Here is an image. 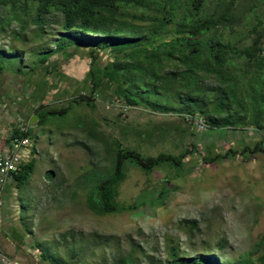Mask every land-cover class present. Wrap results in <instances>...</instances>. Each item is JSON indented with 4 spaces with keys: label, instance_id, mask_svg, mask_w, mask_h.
Masks as SVG:
<instances>
[{
    "label": "rangeland",
    "instance_id": "374dc122",
    "mask_svg": "<svg viewBox=\"0 0 264 264\" xmlns=\"http://www.w3.org/2000/svg\"><path fill=\"white\" fill-rule=\"evenodd\" d=\"M223 1L228 0H206L203 11L210 13ZM234 11L240 19L230 33L246 35L243 43H249L255 20H264V0H241ZM178 13L183 14L182 7ZM8 15L9 9L0 3V16ZM46 20L41 35L30 22L22 39L13 38L10 31L20 27L15 20L0 33L1 126L17 125L37 115L32 110L36 97L43 104L39 114L47 118L44 124H29L36 145L34 154L23 156V162L34 157L29 178L19 188L14 183L6 188L2 249L29 264H119L127 254L131 261L127 258L122 264H164L168 238L180 243L185 253L196 254L206 251L204 239L224 237L227 247L213 251L222 260L237 258L264 233V152L207 162L202 155L240 150L262 134L251 123L238 129L229 125L199 129L177 113L152 111L141 104L123 107L101 97L94 106L73 103L66 113H45L48 108L67 107L69 99L80 93L89 64L87 45H69L44 64H36L39 53L55 48L62 32L61 13L54 11ZM106 55L100 53L101 62ZM47 64L53 66L52 71L45 70ZM32 65L35 68L30 70ZM2 127L1 135L10 133L11 129ZM116 140L144 155H179L192 143L197 148L187 152L180 171L164 164L146 173L127 161L116 198L120 204H136L137 208L96 215L86 203L92 183L79 181L92 169L104 172L110 166L108 149ZM51 169L54 179L46 174ZM164 183L170 188L163 201L169 217L162 219L153 213L149 200L156 198ZM182 218L199 220L200 230L192 233L191 240L178 231Z\"/></svg>",
    "mask_w": 264,
    "mask_h": 264
},
{
    "label": "trees",
    "instance_id": "16d2710c",
    "mask_svg": "<svg viewBox=\"0 0 264 264\" xmlns=\"http://www.w3.org/2000/svg\"><path fill=\"white\" fill-rule=\"evenodd\" d=\"M183 1L184 5L178 0H0L11 14L0 16V33L15 20L20 22V27L10 31L13 38L22 39L30 22L38 27L41 35L42 26L47 23L46 16L56 11L62 16V32L55 48L39 53L36 64H44L54 52L65 50L69 45L89 47L88 70L80 93L69 99L67 107L48 108L45 113H66L73 103L94 106L96 99L101 97L123 107L141 104L152 111L172 112L183 117L198 114L207 127L229 125L238 129L251 123L262 134L253 145H244L240 150L228 148L224 153L210 157L203 154L202 157L207 162L236 154L246 156L264 152L261 149L264 139V20L257 17L251 27L252 40L243 43L246 35L236 37L230 33L240 19L234 8L241 0L223 1L210 13L203 11L206 0ZM181 7L183 14L178 13ZM254 7L250 6L251 12ZM137 8L141 12L134 11ZM227 29L232 30L226 33ZM100 53H107L104 62H101ZM34 68L32 65L30 70ZM44 68L47 72L53 70L49 64ZM42 105L36 97L32 110L38 115L37 124L47 120L46 114H39ZM25 122L28 123V119ZM16 132L18 129L14 127L12 133ZM26 134H31L30 125ZM191 145L179 155L170 152L144 155L136 147L116 140L108 149L110 166L104 172L92 169L81 176L79 182L92 183L86 199L88 208L96 215L137 208L136 204H120L116 198L117 186L126 175L125 163L133 161L146 173L164 164L180 171L187 152L196 151V144ZM33 167L34 157L20 163L12 173L10 184L19 188L29 178ZM46 174L48 179H54L55 170H48ZM166 186L164 183L156 198L149 200L150 207H154L153 213H158L162 219L169 217L163 202L170 191ZM178 224V231L186 234L188 240L193 232L200 230L196 218H182ZM141 232L139 228L137 233L141 235ZM214 238L204 239L206 251L196 254L185 253L180 243L168 238L164 243V264H264V233L234 260L220 259L213 250H224L227 241L224 237ZM127 258L131 261L127 254L119 264ZM61 264L71 263L61 261Z\"/></svg>",
    "mask_w": 264,
    "mask_h": 264
},
{
    "label": "built area",
    "instance_id": "2783aa9c",
    "mask_svg": "<svg viewBox=\"0 0 264 264\" xmlns=\"http://www.w3.org/2000/svg\"><path fill=\"white\" fill-rule=\"evenodd\" d=\"M127 107V106H126ZM185 119L199 129L206 128V122L198 114H186ZM29 124L22 119L17 127L18 132L12 133L5 147L0 149V223L5 206L6 188L12 179V173L23 162V156L28 152L34 154L35 140L31 134H26ZM1 143V141H0ZM261 149L264 150V139L261 142ZM33 155L31 156V158ZM30 158V159H31ZM29 159V160H30ZM28 161V160H27ZM26 162V161H25ZM0 264H29L26 261L17 259L6 253L0 245Z\"/></svg>",
    "mask_w": 264,
    "mask_h": 264
},
{
    "label": "crops",
    "instance_id": "0c3cea01",
    "mask_svg": "<svg viewBox=\"0 0 264 264\" xmlns=\"http://www.w3.org/2000/svg\"><path fill=\"white\" fill-rule=\"evenodd\" d=\"M24 120H25V119H24ZM1 124H2V123H0V127H2ZM4 124L6 125L5 128H9V129H11V130H10V133H9V134H6V135H4V136L0 134V141H1V143H0V149H1V147L4 148L5 145H6V143H8V139H9L11 133H12V129H13L14 127H18V126H19V123H18L17 125H16V124H12V123H4ZM2 128H3V127H2ZM5 128H3V129H5ZM5 200H6V198H5ZM4 207H5V206H4ZM3 214H4V212H3ZM2 218H3V216H2ZM1 221H2V219H1ZM0 225H1V223H0Z\"/></svg>",
    "mask_w": 264,
    "mask_h": 264
},
{
    "label": "water",
    "instance_id": "95a60500",
    "mask_svg": "<svg viewBox=\"0 0 264 264\" xmlns=\"http://www.w3.org/2000/svg\"><path fill=\"white\" fill-rule=\"evenodd\" d=\"M38 120V116L35 114V115H32L30 117V119L28 120V124H33L35 123L36 121Z\"/></svg>",
    "mask_w": 264,
    "mask_h": 264
}]
</instances>
